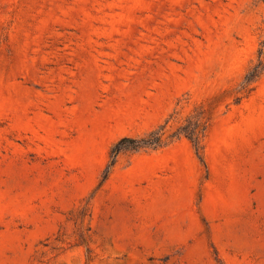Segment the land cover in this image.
<instances>
[{"label": "rangeland", "instance_id": "1", "mask_svg": "<svg viewBox=\"0 0 264 264\" xmlns=\"http://www.w3.org/2000/svg\"><path fill=\"white\" fill-rule=\"evenodd\" d=\"M0 264H264V0H0Z\"/></svg>", "mask_w": 264, "mask_h": 264}, {"label": "trees", "instance_id": "2", "mask_svg": "<svg viewBox=\"0 0 264 264\" xmlns=\"http://www.w3.org/2000/svg\"><path fill=\"white\" fill-rule=\"evenodd\" d=\"M258 74V72L256 70H253L251 75H250V79H252L253 77H256ZM189 140L191 141L192 145L194 146L195 150H197V141L195 139H192L191 136L189 137ZM159 138H156L154 140L152 139H142L139 141L134 142L133 140L131 141V143L133 144L131 149H139L142 147H150L152 145H157L159 144ZM119 150H116L114 153H117Z\"/></svg>", "mask_w": 264, "mask_h": 264}]
</instances>
